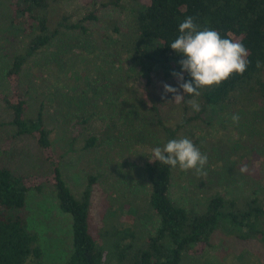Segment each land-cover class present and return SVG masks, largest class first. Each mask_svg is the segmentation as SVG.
<instances>
[{
  "label": "trees",
  "instance_id": "trees-1",
  "mask_svg": "<svg viewBox=\"0 0 264 264\" xmlns=\"http://www.w3.org/2000/svg\"><path fill=\"white\" fill-rule=\"evenodd\" d=\"M4 1L0 0V31L18 41L12 64L4 73L17 94L15 99L2 96L11 112L8 125L13 128V135H29L41 149L48 150L51 147L50 132L44 125L42 104L33 118H24L26 92L18 87L23 66L62 30L86 34L88 22L97 21L96 12L93 9L78 21H72L71 17L63 14L50 29V5L61 4L65 0H7V4ZM96 1L91 0L92 7ZM101 7L129 10L124 29L118 28L115 21H108L107 25L112 34L118 36L119 48L131 60L126 76L129 79L136 76L144 83L150 103L146 106L149 124L158 127L165 145L176 138L177 131L185 124L198 118V114L187 115L189 100L199 103V113H204L209 107L222 113L233 108L257 106L264 101V0H147L146 3L143 0H105ZM187 17H192L201 29L207 27L218 31L221 38L231 37L241 42L248 50L249 64L242 75L233 74L218 86L201 88L198 97L185 94L184 100L177 104L173 102L171 93L164 94L163 85L178 88L172 73L181 72L179 61L183 57L170 45L178 38L179 24ZM77 59L83 69L79 71L70 63L62 75V88L52 97H68L70 91H78L79 104L96 107L97 99L104 92L103 88L96 87L98 83L93 73L113 84V77L104 74H112L115 63L112 61L109 67H102L95 64L97 58L83 54ZM183 75L185 81L191 79L187 73ZM80 80L84 83L83 89L79 85ZM156 80L160 84L157 88L153 84ZM179 94L183 95L182 89ZM101 106L109 111L110 118L118 108L105 98ZM164 111L178 116L174 127L164 122ZM92 116L86 111L77 112L76 125H84ZM141 117L145 122V117ZM145 130L139 131L142 134ZM95 142L96 138L90 137L83 148L88 149ZM73 145L74 142L70 143L69 151H75ZM56 165L50 182L51 195L58 209L70 215L72 222V245L64 264H181L184 257H191L190 251L197 244H208L216 230L239 240L254 239L264 246L263 195L239 201L216 193L196 208H184L170 197L173 173L178 166L172 168L153 157L146 162L142 177L149 184L146 202L157 218L158 226L154 233H136L127 227H117L113 222L106 223L107 218L123 212L125 207L131 215L139 216V210L131 205L129 196L105 199L102 226L98 227L92 223L90 215L92 186L98 176H89L85 189L76 196L67 187ZM47 189L45 184L28 186L22 175L0 164V264H40L42 251L37 244L38 235L28 228L25 208L29 192L39 194ZM113 207H116L115 213Z\"/></svg>",
  "mask_w": 264,
  "mask_h": 264
},
{
  "label": "rangeland",
  "instance_id": "rangeland-1",
  "mask_svg": "<svg viewBox=\"0 0 264 264\" xmlns=\"http://www.w3.org/2000/svg\"><path fill=\"white\" fill-rule=\"evenodd\" d=\"M103 1L97 0L95 7L91 0L51 4L48 12L50 29L63 14L78 21L94 9L97 21L88 22L86 34L62 30L23 66L18 87L26 92L24 118H33L42 104L44 125L50 132L51 147L48 150L41 149L29 135H13L14 130L8 125L11 112L2 96L15 99L17 94L4 73L12 64L18 41L0 31V164L22 175L30 187L40 184L48 187L43 193L29 192L25 208L28 228L38 235L37 244L42 251L40 264H64L72 245L71 217L58 209L51 195L50 182L56 164L67 187L76 196L85 189L89 176H98L91 195L93 224L102 226L105 199H121L126 195L130 197L131 205L138 208L139 216L131 215L125 207L123 212L107 218L106 223L113 222L117 227L145 234L154 233L158 226V220L146 202L149 184L142 177V170L154 157L152 150L163 148L165 144L158 127L149 124L146 106L150 103L144 83L136 76L131 79L126 76L131 60L119 48L118 36L112 34L107 25L108 21H115L118 28L124 29L129 10L102 8ZM82 54L97 58L95 64L102 67H109L112 61L115 63L113 73L104 74L113 77V84L93 73L98 83L96 87L103 88L104 92L97 99L96 107L79 104L78 91H70L68 97H52L62 88V75L70 63L79 71L83 69L77 59ZM175 81L178 83L177 79ZM153 84L156 88L160 85L157 80ZM79 85L84 88L82 80ZM89 94L91 96L92 92ZM104 98L118 107L113 118L101 106ZM187 106V115L198 114V118L179 129L175 139L190 138L207 156L203 169L206 174L198 175L194 169L182 171L177 167L170 188L171 199L184 208H196L216 193L239 201L264 196V101L257 106L238 107L222 113L211 107L199 113L188 102ZM81 110L93 116L84 125L77 126L75 114ZM142 115L145 122L141 121ZM234 115L239 116L238 123L233 122ZM163 117L172 127L178 120L176 113L164 111ZM90 137H95L96 142L84 149ZM72 142L74 152L69 151ZM245 167L247 171L242 172ZM115 210L113 207L114 213ZM190 256L184 257L181 264H264V246L257 240H239L216 230L209 243L197 244Z\"/></svg>",
  "mask_w": 264,
  "mask_h": 264
},
{
  "label": "clouds",
  "instance_id": "clouds-1",
  "mask_svg": "<svg viewBox=\"0 0 264 264\" xmlns=\"http://www.w3.org/2000/svg\"><path fill=\"white\" fill-rule=\"evenodd\" d=\"M179 33L170 45L174 52L183 57L179 61L181 72L172 73L178 81V88L163 85L164 94L171 93L173 102L181 103L185 94L198 97L199 89L218 86L233 74L242 75L247 70L248 50L241 42L231 37L221 38L218 31L207 27L201 29L192 17H187L179 24ZM183 73H187L191 79L185 81ZM181 89L183 95L179 94ZM188 103L194 111H199L195 100ZM232 120L238 123L239 116H232ZM152 152L155 160L172 168L178 166L182 171L194 169L198 175L206 174L203 169L208 158L188 137L169 140L163 148L155 147ZM241 171L245 172L247 168Z\"/></svg>",
  "mask_w": 264,
  "mask_h": 264
}]
</instances>
